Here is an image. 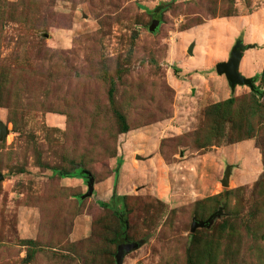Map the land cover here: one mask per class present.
<instances>
[{
	"label": "rangeland",
	"instance_id": "374dc122",
	"mask_svg": "<svg viewBox=\"0 0 264 264\" xmlns=\"http://www.w3.org/2000/svg\"><path fill=\"white\" fill-rule=\"evenodd\" d=\"M237 39L260 64L264 0H0V264H115L118 217L99 204L111 177L126 241L141 243L122 264H264V61L246 75L261 94L214 69ZM229 97L228 121L206 112ZM216 148L229 149L214 183L171 165ZM76 166L93 178L83 199L85 180L55 174Z\"/></svg>",
	"mask_w": 264,
	"mask_h": 264
},
{
	"label": "water",
	"instance_id": "95a60500",
	"mask_svg": "<svg viewBox=\"0 0 264 264\" xmlns=\"http://www.w3.org/2000/svg\"><path fill=\"white\" fill-rule=\"evenodd\" d=\"M158 25H159V21L153 19L148 28L149 32H154ZM192 47L193 44H190L187 48V53L189 55L192 54ZM250 47H251L250 45L243 44L242 39H237L230 49L227 60L218 62L214 66L215 73L225 78L231 92H233L235 87L237 86H246L251 92L256 94H261L260 91L256 89L255 78L241 75L238 71L243 52L246 49H249ZM7 134H8L7 127L2 122H0V140L5 138ZM137 159H139V157H137ZM230 169H231L230 166L226 165L223 170V175L220 181L223 187L228 186V182L230 178ZM83 175L85 176L87 191L85 194L81 196L82 199L91 196L93 192V178L89 175L87 171H83ZM2 179L3 176L2 174H0V181H2ZM220 215H221V208H219L216 212L210 214L205 220L198 221L193 219L191 221L190 232L191 233L194 232L195 229L197 228H207L210 225L211 221L214 218L219 217ZM140 244H141L140 242H127L124 238H120L117 242L116 253L114 255L115 264H122V260L125 254L132 252L133 250L138 248Z\"/></svg>",
	"mask_w": 264,
	"mask_h": 264
},
{
	"label": "crops",
	"instance_id": "0c3cea01",
	"mask_svg": "<svg viewBox=\"0 0 264 264\" xmlns=\"http://www.w3.org/2000/svg\"><path fill=\"white\" fill-rule=\"evenodd\" d=\"M237 17H235V16H233V17H227L226 19H224V22H228V21H234L235 19H236ZM219 20H221V19H216V23L217 22H219ZM215 21V20H214ZM223 21V20H222ZM242 21H243V18H242ZM241 23V22H240ZM196 28V27H195ZM189 30H191V29H187V32H183V33H188V31ZM191 44H193V47H192V54H193V51H194V49H195V43L194 42H192ZM263 52H264V49H263ZM191 54V55H192ZM245 54L243 53V55H242V58H241V60H240V64H239V69H238V71H239V73L241 74V75H244V76H246V75H248L249 76V74L250 73H252L254 70H255V68H257V67H259V65L261 66V64H262V62L264 61V54H263V56H262V60L260 61L261 63L259 64V61H255V62H252V63H250L248 66H246V64H245V61H244V59H245ZM217 75V74H216ZM217 76H219V75H217ZM219 77H223V76H219ZM247 77V76H246ZM224 78V77H223ZM223 81H225L226 82V80H225V78L223 79ZM227 83V82H226ZM226 85V84H225ZM228 86V85H227ZM131 131V130H130ZM129 131V132H130ZM132 131H134V130H132ZM234 146H236L235 144H233ZM237 145H240L239 147H240V149H241V151L244 149L245 150V152L246 153H244L246 156L249 154V153H251V151L252 150H250V144L248 143V141H244V142H240L239 144H237ZM232 146V145H231ZM248 148H249V150L250 151H248ZM229 148H216L215 149V151H213V150H211V151H207V152H205V153H203V154H201V155H198V154H193V155H188V156H192L191 157V159H188V160H184L183 158V160H179V161H176L177 163H175L174 162V164L173 163H171V165L172 166H176V165H179V164H185V163H189V161L190 160H192L191 161V163H193V164H195L194 165V168H196L197 170H198V172H199V177H198V179H197V181H196V183H195V185L199 182V181H201V179L205 176V175H207V176H209L208 175V173H207V169H211L212 171H213V173H211V179H212V183H214V180H215V173H216V169H217V166L219 165V159L222 157V155H224L223 153H225V155H227L228 154V150ZM224 151H226V152H224ZM213 153H217L216 155H214ZM197 155V156H196ZM136 156L137 155H134V157L136 158ZM193 156H196V157H193ZM153 158L152 157H143L142 159H141V161H145V163H149L151 160H152ZM207 159V162L205 161ZM222 159V158H221ZM140 160V159H139ZM154 160H155V162L157 161H164L165 162V160L164 159H162L161 158V156H160V154H158V153H155L154 154ZM195 160V161H194ZM209 160V161H208ZM153 161V160H152ZM198 161H200V162H198ZM139 163V161L137 162V163H135V165L137 166V164ZM121 164H123V167H126V165L127 166H129V168L131 167V165L132 164H130V163H128V161L127 160H123V162L121 163ZM165 166H167V165H165ZM206 169V170H205ZM189 173H191V172H188V174ZM196 173V172H195ZM210 179V178H209ZM112 180H113V178L111 177V178H109L107 181H106V184L108 183V186L107 185H103V188H102V191H101V193L99 194L100 196V199H102L103 197H105V196H107L108 195V197L109 196H111L112 195V189H113V183H112ZM74 181H78V180H74ZM209 182H210V180H209ZM215 186H213V188H214ZM197 188H198V184H197ZM196 188V189H197ZM215 189V188H214ZM120 190H122V188L121 187H119V185L117 186V191H118V193L120 194ZM200 189H197V191L198 192H200L199 191ZM214 192V191H213ZM172 200H173V197L171 198ZM179 199V196H178V198H177V200ZM101 201V200H100ZM105 200H103L102 202H99V203H103ZM165 203H168V201H170L169 199H165V200H163Z\"/></svg>",
	"mask_w": 264,
	"mask_h": 264
},
{
	"label": "trees",
	"instance_id": "16d2710c",
	"mask_svg": "<svg viewBox=\"0 0 264 264\" xmlns=\"http://www.w3.org/2000/svg\"><path fill=\"white\" fill-rule=\"evenodd\" d=\"M167 7H168V4H160V6H159V8H161L162 11H164ZM233 16H235L234 12L233 13L230 12L229 14L225 15L224 17H233ZM191 27H194V26H190V27H188V29ZM112 91H113V89L110 88L109 89L110 96L112 95ZM260 93H261V91H260ZM110 101H111V99H110ZM233 102H234V99L232 97H229L228 99H226L224 101L212 104L206 110V112L207 113H213L214 115L217 116L218 120H221L222 122L228 121L227 119L229 117V113H230ZM117 117H118V119L122 125L121 133H126V132L130 131L131 129H129V127L127 126L124 117L119 115V114H117ZM219 137L220 136H218V138ZM239 140L243 141L244 139L240 138ZM216 142H217V140H216ZM206 145L212 146V144H209V143ZM204 146L205 145L200 146L201 148L199 147V149L204 148ZM196 152H198V151H196ZM199 152H200V150H199ZM161 155H162L163 159L165 160L166 158L164 157V155L162 153H161ZM165 161H168V160H165ZM83 171H85V170H82L81 167L76 166L75 168H72V170H70V171L55 170V174H57L60 178H79V179L85 180V176L83 175ZM220 198H222V195L220 196ZM121 199H122L121 196L116 195L115 190H114V186H113L112 195H111L112 203L111 204H108L106 202L99 203L101 207H105V208H109V209L111 208L115 212V215L118 217V225H119L120 232H118L116 235V243L118 242V240L120 238H124L126 240V238L124 236V231L126 230V226H127L126 218L123 215H121L120 213H118V211L115 208L116 202L121 200ZM220 204H222V202Z\"/></svg>",
	"mask_w": 264,
	"mask_h": 264
}]
</instances>
